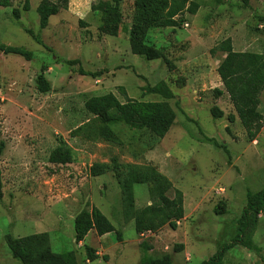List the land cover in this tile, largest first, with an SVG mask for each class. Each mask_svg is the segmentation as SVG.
<instances>
[{"label":"rangeland","instance_id":"1","mask_svg":"<svg viewBox=\"0 0 264 264\" xmlns=\"http://www.w3.org/2000/svg\"><path fill=\"white\" fill-rule=\"evenodd\" d=\"M25 1L0 6V44L33 55L27 61L0 52V264H22L12 257L7 239L26 235L37 236L38 243L45 236L42 246L52 252L72 251L78 264H86L85 246L100 252L99 262L91 264H138L141 242L152 245L154 256L169 253L172 264L207 260L234 237L247 192L264 188L263 129L253 141L248 138L216 71L224 57L217 47L228 38L233 51L264 55V0L246 6L242 0H167L145 9L135 7L134 0H68L44 29L36 12L40 0H27V12ZM97 2L113 10L91 11ZM192 3L198 5L194 13ZM171 11L176 26L164 24ZM136 26L144 29L143 42L154 58L131 53L129 32ZM43 64L51 85L45 94L35 86ZM80 68L96 76L83 75ZM119 86L129 98L172 107L175 120L163 138L122 123L108 124L110 132L98 137L81 129L101 125L85 101L112 92L124 102ZM259 99L264 118V89ZM213 106L221 117L211 115ZM60 144L70 151L67 164L48 160ZM133 175L148 178L134 183ZM126 180L129 194L122 188ZM161 193L173 201L182 196L183 215L175 230L167 224L143 234L127 228V243L113 233L112 246L95 234L75 242L73 220L86 203L114 225L113 209L126 206L132 217L160 205ZM220 202L225 212L217 215ZM252 241L258 251L236 246L225 252L222 264H264V213ZM178 244L184 249L175 250Z\"/></svg>","mask_w":264,"mask_h":264},{"label":"trees","instance_id":"2","mask_svg":"<svg viewBox=\"0 0 264 264\" xmlns=\"http://www.w3.org/2000/svg\"><path fill=\"white\" fill-rule=\"evenodd\" d=\"M116 3L118 0H115ZM68 0H40L36 12L38 14V24L40 29H44L52 16L58 14L61 8L65 7ZM167 0H134V6L139 9H145L153 4H165ZM249 0H242L246 6ZM10 0H0V6L8 7ZM115 8V7H113ZM198 5L192 3L190 11L196 12ZM29 10V4L26 0L23 4V11ZM91 11L109 12L113 10L103 2L91 4ZM15 19H19L20 13L17 9L12 11ZM175 11L167 14L165 25L176 26L178 23L172 20ZM264 19V17H263ZM32 39L42 45L37 34L31 29L24 30ZM145 31L142 27H133L129 32V47L133 55L145 56L152 59L155 53L143 42ZM230 39L223 41L217 48L224 53V57L218 64L216 71L223 91L229 96V100L234 107L236 115L246 130L248 138L253 141L258 132L263 129L264 137V118L259 112V95L264 89V55L258 52H238L233 51L230 45ZM0 52L4 55L14 54L21 56L25 60L32 59V53L22 47L0 44ZM71 63V61H69ZM47 65L40 67L39 73L35 77V86L39 93L45 94L50 91L51 85L45 76ZM83 75L96 76V73L85 72L81 68ZM117 91L124 97L121 102L118 97L108 92L100 96L88 98L84 103V108L91 114L95 121L99 120L101 125L91 126L89 123L84 125L83 129H92L96 137L106 135L109 131L108 124L122 123L131 129L148 130L156 138H163L175 120V112L172 107L162 101H142L129 98L124 87H117ZM220 89H214L216 96L223 93ZM210 113L213 117L219 118L222 112L215 106L211 107ZM94 122V121H91ZM4 149V143L0 142V154ZM49 162L67 164L70 161V151L63 144L55 147L48 157ZM92 172L97 174L92 168ZM132 177V176H131ZM130 177V178H131ZM148 176L133 175L135 182L143 181ZM160 180V176L157 177ZM124 193H131V183L126 180L122 183ZM1 172H0V196H1ZM181 194L173 200L167 198L163 193L160 194V205H152L143 208L134 214V228L137 234L144 232H155L164 224H167L172 230L177 228L176 218H181L183 210ZM176 199V200H175ZM214 212L220 215L225 212V204L218 203L214 207ZM264 213V188L259 192H247L246 204L242 209L240 217L237 219V226L234 237L227 243H223L217 251L201 264H222L223 256L226 251L236 246H242L248 250L258 251L253 241V233L257 225L259 214ZM74 240L76 243L82 242L90 231H94L97 236H103L108 233H115L116 241L122 240V234L115 229L110 220L94 205L86 203L85 207L74 217ZM35 235H26L23 237L7 239V246L14 259L22 264H78L72 251L64 253H55L45 244L46 237H42L37 242ZM139 247L142 251L138 264H172V257L169 253H162L154 256L151 244L141 242ZM174 249H184L183 244L174 246ZM87 261L92 262L97 259L96 250L90 246H85Z\"/></svg>","mask_w":264,"mask_h":264},{"label":"crops","instance_id":"3","mask_svg":"<svg viewBox=\"0 0 264 264\" xmlns=\"http://www.w3.org/2000/svg\"><path fill=\"white\" fill-rule=\"evenodd\" d=\"M113 211H114V216H113V221H114V227H115V229H118L120 232H121V234H122V238H123V241H122V243L123 244H125V243H127V239H126V237H125V231L127 230V228H132L133 227V229L135 230V228H134V213L135 212H133V214H132V217L129 215L130 213L127 211V209H126V206L124 207H120V209L119 210H117V211H115L114 209H113ZM129 216V218H127ZM107 217V216H106ZM111 222V221H110ZM93 234H95V232L92 230V231H90L88 234H87V236L88 235H93ZM112 234L113 233H108V234H105V235H103V236H97L96 234V236H97V239H99V240H104V239H106V238H108V240L110 241V245L112 246V245H114L115 244V242H114V240H113V237H112ZM87 236L85 237V239L87 238ZM101 238V239H100ZM84 239V240H85ZM84 240L82 241V242H80L79 244H82L83 242H84ZM100 242V241H99ZM101 245V244H100ZM102 248H104L103 250H108L109 248H105V247H103V246H101ZM96 255H100V252H97L96 251ZM98 256H97V259H95L94 261H92V262H88V261H86V264H91V263H94V262H99L98 260H99V258H98Z\"/></svg>","mask_w":264,"mask_h":264}]
</instances>
